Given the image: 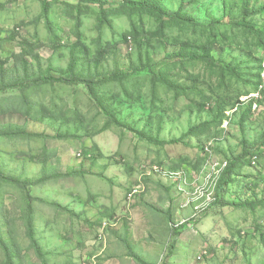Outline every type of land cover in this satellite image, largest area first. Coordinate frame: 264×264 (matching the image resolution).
<instances>
[{"label":"rangeland","instance_id":"374dc122","mask_svg":"<svg viewBox=\"0 0 264 264\" xmlns=\"http://www.w3.org/2000/svg\"><path fill=\"white\" fill-rule=\"evenodd\" d=\"M123 1L0 0V264H264V16Z\"/></svg>","mask_w":264,"mask_h":264},{"label":"trees","instance_id":"16d2710c","mask_svg":"<svg viewBox=\"0 0 264 264\" xmlns=\"http://www.w3.org/2000/svg\"><path fill=\"white\" fill-rule=\"evenodd\" d=\"M52 0H44V2L49 6ZM57 1V0H55ZM69 2H75L81 5L85 6H94V7H99V8H105L109 5H112L111 3L108 2V0H65ZM231 1L233 0H222V3L226 4L225 6V13L226 15L232 16V13L238 9L239 16L236 18V20H231L233 25L235 27H238L243 30V32H250L251 30L254 31L256 30L253 25L249 23L248 20H252V18H255L256 16H264V3L260 6L259 9H253L252 11L250 10V0H242L240 2V6H235L236 4H231ZM124 5L126 7L132 8L134 11L140 12L145 15H150V16H157L162 24H167L169 22H175V21H180V22H185L188 23L189 25L195 26V25H201L200 21L194 17L191 16H183L182 12L177 14L176 16L170 15L167 12V7L156 3L154 0H124ZM211 17V29L214 28V19L212 16ZM256 34L259 35L260 42H264V30L260 31L257 29ZM185 58H192L191 54H188V51H185ZM176 57L180 56L178 54H175ZM202 59V58H200ZM258 73L256 75L257 79H259V82L257 83V88L259 87L260 84V79H261V73L263 71L262 65L264 63V59L258 61ZM260 70V72H259ZM231 71V70H230ZM162 77L161 80H163L166 83V77L161 75ZM250 105V110L253 108V102H251ZM262 148L264 147V142L261 143ZM246 153L253 158L256 154H260L261 150L258 148L253 147V149H247ZM236 162H233L228 166V168L224 171L222 178H221V186L219 188V193L221 194L224 192V190L232 183L233 178H235V168H236ZM234 206V205H233ZM241 206V205H240ZM235 207V206H234ZM242 207H245L242 205ZM188 227V225H184L181 227V229H176V232L179 234L181 230H185ZM29 236L36 248V251L38 254H40V249L39 246L37 245V242L35 240V233L32 225L29 227Z\"/></svg>","mask_w":264,"mask_h":264},{"label":"built area","instance_id":"2783aa9c","mask_svg":"<svg viewBox=\"0 0 264 264\" xmlns=\"http://www.w3.org/2000/svg\"><path fill=\"white\" fill-rule=\"evenodd\" d=\"M262 68H263V73H264V63H263V65H262ZM263 77H264V75H263ZM259 96V94L258 93H256V95L255 94H253V95H251V96H249V97H245V98H243L242 99V102H244V103H246V102H252L253 100H255V98H257ZM257 108V105L256 104H254V109H256ZM255 159H256V157H255ZM254 159V160H255ZM254 164H255V162H253Z\"/></svg>","mask_w":264,"mask_h":264}]
</instances>
